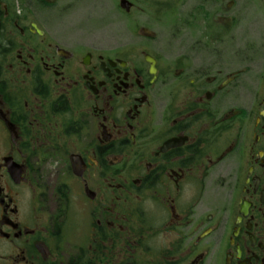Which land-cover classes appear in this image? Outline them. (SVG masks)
Returning <instances> with one entry per match:
<instances>
[{
	"label": "flooded vegetation",
	"instance_id": "1",
	"mask_svg": "<svg viewBox=\"0 0 264 264\" xmlns=\"http://www.w3.org/2000/svg\"><path fill=\"white\" fill-rule=\"evenodd\" d=\"M127 1L0 0V264H264V0Z\"/></svg>",
	"mask_w": 264,
	"mask_h": 264
},
{
	"label": "rangeland",
	"instance_id": "2",
	"mask_svg": "<svg viewBox=\"0 0 264 264\" xmlns=\"http://www.w3.org/2000/svg\"><path fill=\"white\" fill-rule=\"evenodd\" d=\"M105 2H108V0H104ZM108 6L110 7V14L105 16V13L108 8H104V16H103V30L104 31H109L113 33L116 36V40L119 42L121 46L126 45L128 43H134L140 41V36L135 35V32H138L140 27H146V24H135L131 19H128L125 17L124 13L120 10L119 7V0L114 1L113 3L108 2ZM110 24L109 29H106V26ZM153 27V25H150ZM174 30V29H171ZM171 30H164V32H169ZM167 35V38H161L158 40V44L152 45V48L154 47H162V45L165 43L164 47H170L172 48V52L170 56L168 57H175L176 53V40L173 39L171 35L169 34H164Z\"/></svg>",
	"mask_w": 264,
	"mask_h": 264
},
{
	"label": "water",
	"instance_id": "3",
	"mask_svg": "<svg viewBox=\"0 0 264 264\" xmlns=\"http://www.w3.org/2000/svg\"><path fill=\"white\" fill-rule=\"evenodd\" d=\"M130 7H131V5H130V3L128 1H126V0H122L121 1V8L122 9L130 11Z\"/></svg>",
	"mask_w": 264,
	"mask_h": 264
}]
</instances>
